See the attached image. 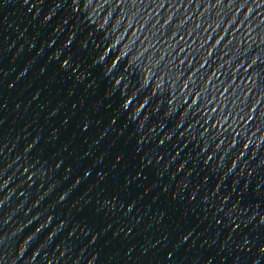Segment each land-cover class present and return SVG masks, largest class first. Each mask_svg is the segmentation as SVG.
<instances>
[{"label":"water","instance_id":"water-1","mask_svg":"<svg viewBox=\"0 0 264 264\" xmlns=\"http://www.w3.org/2000/svg\"><path fill=\"white\" fill-rule=\"evenodd\" d=\"M162 167L264 258V0H34Z\"/></svg>","mask_w":264,"mask_h":264}]
</instances>
